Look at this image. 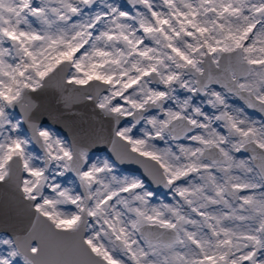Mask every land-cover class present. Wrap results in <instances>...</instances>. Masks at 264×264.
Segmentation results:
<instances>
[{"label":"snow or ice","instance_id":"1","mask_svg":"<svg viewBox=\"0 0 264 264\" xmlns=\"http://www.w3.org/2000/svg\"><path fill=\"white\" fill-rule=\"evenodd\" d=\"M53 86L116 159L47 124ZM0 183L29 213L0 264H264V0H0Z\"/></svg>","mask_w":264,"mask_h":264},{"label":"water","instance_id":"2","mask_svg":"<svg viewBox=\"0 0 264 264\" xmlns=\"http://www.w3.org/2000/svg\"><path fill=\"white\" fill-rule=\"evenodd\" d=\"M63 96L61 89L53 86L35 97L41 109L48 113L43 118L47 124L59 129L68 136L69 140L74 132H80L85 142L91 145L90 151H105L116 159L112 146L108 142L109 124L100 117L98 110L91 103L82 100H74L70 109L65 108ZM256 113L261 116L258 111ZM25 127L27 128V125ZM118 163L127 170L140 172L145 177L148 175L144 167L134 161L125 160ZM147 181L157 192L165 189L162 185L153 182L151 177H148ZM28 220L29 213L20 201L14 186L0 183V232L11 235L16 231H21L27 226Z\"/></svg>","mask_w":264,"mask_h":264},{"label":"rangeland","instance_id":"3","mask_svg":"<svg viewBox=\"0 0 264 264\" xmlns=\"http://www.w3.org/2000/svg\"><path fill=\"white\" fill-rule=\"evenodd\" d=\"M120 2L127 4V2L125 0H120ZM180 94L183 96L186 93L183 92V90H181ZM230 99L235 101L238 105L240 104V101L236 100L235 97H231ZM200 102H201V100L198 98L197 103H200ZM248 111H249V114L252 115V118L257 119V120L261 119V116L259 114H257L256 112H253V110H248ZM17 115H19L18 112H17ZM48 125L54 127L51 124H48ZM142 127H143V125H140L136 129H134V132L137 136L142 135V132H141ZM25 129H27V128L25 127ZM54 129L57 130L65 139H69L68 136L63 134L59 129H57L55 127H54ZM157 143H158V146H160V147L165 146L162 142H157ZM91 154H92L93 158H96V157H99V158L110 157V158H112L105 151H101V152L91 151ZM117 174H119L121 176H124V175L142 176L140 172L127 170V169L123 168V166H121L119 163H117ZM63 182L65 183V186H69L70 184H77L78 183V181L75 180V177L72 174L68 175V177L66 179H64ZM147 186L149 187L150 190H152L156 194L153 203H159L160 201L169 202V203L172 202V194L169 192L168 189L165 188V189L161 190L160 192H157L153 188V186L151 185V183L149 181H147ZM0 235L9 236L10 234H8L6 232H0ZM0 251H6V249H4L3 246H0ZM18 264H22V261H18Z\"/></svg>","mask_w":264,"mask_h":264}]
</instances>
